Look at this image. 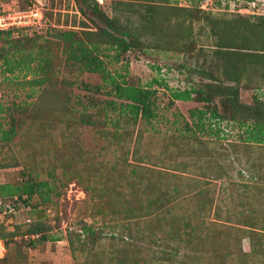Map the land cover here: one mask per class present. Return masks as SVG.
<instances>
[{"label": "rangeland", "instance_id": "rangeland-1", "mask_svg": "<svg viewBox=\"0 0 264 264\" xmlns=\"http://www.w3.org/2000/svg\"><path fill=\"white\" fill-rule=\"evenodd\" d=\"M29 1L0 0L14 7ZM33 1L43 11L42 24L12 32L14 43L4 42L0 51V186L23 183L29 174L50 182L48 201L37 195L33 202L60 239L30 246L16 229L36 218L32 208L22 202L19 210L0 209V264H128L126 256L138 264H264V140L247 137L264 120L257 103L264 102V63L230 64L231 58L213 64L212 49L200 51L212 44L205 30L219 21L230 26L248 18L246 32L264 29V0H145L175 41L184 42L193 24L188 47L135 49L127 53L129 66L113 60L105 73L71 66L60 46L53 51L62 57L49 68L29 62L27 53L42 52L38 43L58 30L96 31L79 0ZM113 1L98 0L111 16ZM184 8H197L202 19L184 15ZM25 37L30 45L23 46ZM16 43L23 50L7 53ZM43 47L52 50L49 43ZM201 63L217 74L237 64L230 71L240 79L239 99L226 91L235 81L221 88L197 72ZM124 80L152 88L151 118L133 114L117 97L113 82ZM206 82L213 84L204 87L210 101H198L196 93L187 100L175 96ZM241 105L261 110L244 123L230 118L245 114ZM86 115L94 124L82 121ZM14 199L0 196V205ZM85 225L102 236L84 234Z\"/></svg>", "mask_w": 264, "mask_h": 264}, {"label": "trees", "instance_id": "trees-1", "mask_svg": "<svg viewBox=\"0 0 264 264\" xmlns=\"http://www.w3.org/2000/svg\"><path fill=\"white\" fill-rule=\"evenodd\" d=\"M79 1L83 4L81 7L82 13L86 17H89V21L92 22V24L96 27V31L92 29H83L81 30L82 32H78L76 30H58V32L53 35V39L45 40L44 43H38L42 45V52L40 49L35 53L31 51L27 53V57L30 60L29 62L39 61V63H41L44 61L45 68H49L51 62L56 63L57 59L62 57L58 52L54 53L55 51H53V46H60L62 48V52L66 54L67 60L70 62L71 66L78 64L81 69L87 70L89 72L105 73L108 68V62H112L113 60L115 62L122 61L129 66L130 59L129 56H127V53L130 51H135V49H138L139 52L143 53H152L154 50L159 52L176 51L180 49V45H182L181 47H183V49H186L189 45L187 44L186 39L188 36L193 35V24H191L189 31L185 32L187 35H182L185 39L184 42H181L182 39L178 42V40L175 41L172 37L170 38L169 36H171L172 32L170 34L167 24H165V21L162 20V17L160 18L162 14L157 11L153 4L146 3L145 0H114L111 5L115 11V14L112 16L109 15L106 10L102 9L98 0ZM196 9L197 8H184V15L187 14L189 17H193L194 20V17H197L196 20L202 19L201 15L199 16ZM164 20H166V18ZM89 21L87 23L84 21L83 23L88 25ZM185 21L186 18H182L181 23L183 24ZM244 21L246 24L236 22L234 25L231 23L230 26L227 25V23L221 24L219 21L216 25L210 24V29L208 27V30H205L206 35L204 34V38L211 39L212 44L202 46L200 51L207 55V49H212V51L210 50V52H212V56H216L217 58L212 60L211 63L214 64L217 60L225 62L227 59L231 58L230 64H233V62L239 63L241 61L254 62L255 64L264 63V29L259 30L258 28H251L253 31L248 33L246 30L248 27H250V19L244 18ZM101 22L103 23L98 24ZM24 29L25 28H19L20 31H23ZM15 31L16 30L0 31V51L2 47H4L2 45L4 42H8L9 44L14 43V40H12V38L9 40V38L12 35V32ZM39 36L42 38L41 35ZM193 38L190 43L192 41L194 43ZM57 39L58 42H52ZM25 40H23V46L31 44V38L25 37ZM170 41L175 43L173 45H169ZM48 43L52 46L51 51H48L43 47L44 44ZM20 46H22V44L20 45L19 43H16L14 47L7 53L12 51L11 53L15 55L16 51L23 50L20 48ZM193 47L195 48V45ZM108 50L110 52H108ZM111 50H113L114 53H111ZM46 51L51 52V55H45ZM3 59L6 63L11 62L6 58V55H4ZM202 63L204 64V62ZM202 63L198 69L195 66L197 72L203 77L212 79V81H218L221 88L226 80L236 82V85L228 86L226 91L233 94V98L238 100L240 92V79L232 68L230 71V67H236L237 64H226L224 66L225 74H217L214 71L215 69L208 70L207 67L204 66L205 64L203 65ZM188 69L194 71V66H190ZM33 73L35 75L38 74L37 71H34ZM46 79V77L42 78L41 76L38 82L43 83L46 81ZM113 83H115L117 97L119 99H123L122 103L128 101V105L129 107L131 106V111H133V114H140L145 119L152 117V113L154 112V100L152 99L154 92L152 88L146 87L140 83L128 84L126 80H124L123 83L121 81ZM210 83L206 82L205 86H200L197 88H186L185 91L176 93L175 96L177 99L187 100L192 98L193 93H196V98L198 101H210L212 98V96H210L211 92L210 90L207 92L206 88L204 89V87L209 88L213 85ZM113 102L114 101H112V103ZM258 102L261 104V107L264 108V102L259 101L257 98V103ZM43 107L46 106L44 105ZM240 109H243V105L238 108V111H240ZM255 109L253 106H247L242 110L245 112V114L238 115L237 118L236 116H232L230 118L235 117V119L244 123L247 121V119L255 117V111L259 113L261 110L260 107H258L256 110ZM238 114H240V112ZM212 115L214 117H221L222 119H225L224 113L218 114L217 111L212 110ZM86 116V119H83L82 121L86 124H94L91 115ZM256 126H258L260 129L255 131L252 136L247 137L249 140L262 142L264 140V120L262 119L261 121H258ZM7 133L5 132V136H7ZM33 178L34 177L29 174V177H27L23 183L13 186L9 184L0 186V196L3 198L9 196L11 199H14V196H17V198L11 201L9 205L6 206L4 203L0 205V209H3L5 212H7L9 208H12V211L17 209L19 210L21 205L24 203L25 206H30L32 208V212L36 214V218L30 220V222H28L24 228L18 226L16 229L18 230L16 233L21 234L22 237H28L29 240L27 239V244L30 246H35L38 242L44 243L48 240L60 239L51 234L53 226L44 222V211L39 210L40 205L33 202V198L35 199L37 195L43 197V203L47 202L48 198H50L49 194L53 192L54 187L46 180H41L40 182L38 180H34ZM156 202L157 203L155 205L158 206L159 210L160 204L158 201ZM129 213L135 214V212H132V210ZM81 231H83L84 234L90 231L89 234L92 235L94 240H96L95 238H100V236L103 234V231L100 230H98L99 232L95 233L91 225L83 226ZM168 245L169 244L166 243L164 244V247ZM130 257L131 256L125 257L128 264H138L137 260L134 261V258Z\"/></svg>", "mask_w": 264, "mask_h": 264}, {"label": "built area", "instance_id": "built-area-1", "mask_svg": "<svg viewBox=\"0 0 264 264\" xmlns=\"http://www.w3.org/2000/svg\"><path fill=\"white\" fill-rule=\"evenodd\" d=\"M43 19V11L33 0L23 7L0 2V31L36 28L42 24Z\"/></svg>", "mask_w": 264, "mask_h": 264}, {"label": "clouds", "instance_id": "clouds-1", "mask_svg": "<svg viewBox=\"0 0 264 264\" xmlns=\"http://www.w3.org/2000/svg\"><path fill=\"white\" fill-rule=\"evenodd\" d=\"M25 29H29V28H25ZM34 30H35V28H34Z\"/></svg>", "mask_w": 264, "mask_h": 264}]
</instances>
